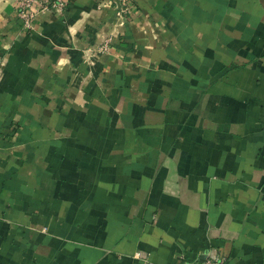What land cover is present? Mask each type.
Returning a JSON list of instances; mask_svg holds the SVG:
<instances>
[{
	"label": "crops",
	"instance_id": "1",
	"mask_svg": "<svg viewBox=\"0 0 264 264\" xmlns=\"http://www.w3.org/2000/svg\"><path fill=\"white\" fill-rule=\"evenodd\" d=\"M16 1L0 264H264V0Z\"/></svg>",
	"mask_w": 264,
	"mask_h": 264
},
{
	"label": "built area",
	"instance_id": "2",
	"mask_svg": "<svg viewBox=\"0 0 264 264\" xmlns=\"http://www.w3.org/2000/svg\"><path fill=\"white\" fill-rule=\"evenodd\" d=\"M57 6L61 8L62 3L59 1L51 0H17L15 10L17 17L21 21V28L23 31L29 32L34 28V23L39 14L47 10L50 6ZM115 8L118 13L125 16L127 19L130 17V4L127 0H118L115 3ZM100 51L106 52L107 47L103 45ZM178 264H227L225 257L215 256L207 257L203 260L186 261L181 260Z\"/></svg>",
	"mask_w": 264,
	"mask_h": 264
}]
</instances>
